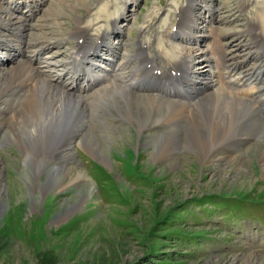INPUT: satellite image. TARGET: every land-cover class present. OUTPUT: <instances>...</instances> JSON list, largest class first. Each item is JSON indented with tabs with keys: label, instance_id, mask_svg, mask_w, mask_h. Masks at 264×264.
Returning a JSON list of instances; mask_svg holds the SVG:
<instances>
[{
	"label": "rangeland",
	"instance_id": "1",
	"mask_svg": "<svg viewBox=\"0 0 264 264\" xmlns=\"http://www.w3.org/2000/svg\"><path fill=\"white\" fill-rule=\"evenodd\" d=\"M11 1L0 0V5L9 10ZM20 1L17 9L9 11L14 18L26 16L22 35L24 42L33 46L21 43V55H16L15 41H11L14 54L0 48V73L7 72L17 60L31 57L29 50L37 46L41 35L51 43L32 65L55 78L57 73L66 72L60 64L67 60L76 40L64 36L68 37L77 18L83 24L89 23L92 35L98 29L117 31L108 36L107 47L121 44L123 55L136 51L143 43L149 51L146 58L154 50L167 51L169 45H179H174L176 56L182 48L197 47L193 40L190 44L174 35L167 38L177 23L179 10L188 7L187 0H39L32 15L26 6L30 0ZM242 1L245 5L241 12ZM195 4L196 27H206L211 20L207 11L210 8L214 17L211 24L221 30L222 34H204L211 35L210 43H214V37L230 33L224 41L229 47L238 45L239 60L245 59L248 67L259 62L252 59L257 52L249 51L246 45L250 36L245 29L254 22L264 0H196ZM0 19H5V13L0 12ZM9 33L0 26V37L8 38ZM232 34L236 36L231 42ZM206 36L197 48L204 53L209 46ZM200 53L189 54L193 71L198 70L194 61ZM101 54L111 59L109 54ZM199 57L197 66L204 58ZM50 61L52 69L46 66ZM92 61L102 74V70L112 67L107 61ZM213 65H201L199 71L203 74L208 69L214 84L217 68ZM69 77L64 76L63 83L71 81ZM107 82L81 92L86 97L88 123L92 124L88 132L107 161L82 144L71 143L69 153L73 159L66 163L75 167L72 175L78 171L85 174L88 196V185L84 183L50 189L42 173L35 185L27 187L17 174L23 168V154L17 143L6 141L5 131H0V185H4V189L0 186V199L6 205L0 216V264H247L246 260L264 264V160L260 159L264 139L254 137L230 152L214 147L210 154L198 156L179 134L182 143L168 150L165 158L158 153L160 142L169 132L180 133L185 124H156L138 131L135 120L130 124L112 116L105 107L100 108V89L107 87ZM15 96L12 93L8 98L13 101ZM16 101L12 102L14 111L21 108ZM44 159L49 164L60 163L54 154Z\"/></svg>",
	"mask_w": 264,
	"mask_h": 264
},
{
	"label": "bare ground",
	"instance_id": "2",
	"mask_svg": "<svg viewBox=\"0 0 264 264\" xmlns=\"http://www.w3.org/2000/svg\"><path fill=\"white\" fill-rule=\"evenodd\" d=\"M37 1L39 0H30V5H26L29 6L30 14L38 5ZM187 1L188 7L183 6L179 10L177 25L169 30L170 35L168 34L167 38L172 39L171 35H174L178 40L190 44L193 40L197 47L182 48L177 51L178 56L174 55V52L179 45L173 42L171 43L176 46L169 45L167 51L161 49L159 52L156 50L153 52L147 45L153 52V54L149 53L148 58L145 55L149 51L145 50L144 43L138 46L135 53L123 55L120 51L121 44L120 47H107L108 36L110 33L117 34V31L98 29L96 34L92 35L89 33V23L83 24L81 18H77L76 25L70 30L68 37L64 36L76 40L75 48L69 52L64 64H60L61 68L67 70L66 72L57 73L55 78L46 74L45 70L32 65L35 57L41 56L43 49L44 51L48 49L51 43L41 35L39 36L41 40L35 44L37 46L29 50L31 57L29 55L21 61L17 60L6 70L7 72L0 73V105L7 103V107H0V131L4 130L3 137L6 141L16 142L23 154V168L17 174L27 187L35 185L37 176L42 173L46 177L44 183L50 189L55 186L66 188V185L70 187L84 183L88 185L86 195H89V180L85 174L78 171L72 175L75 167H70L66 163L73 159V155L69 153L71 143L82 144L92 154L98 155L99 158L101 156L107 161L97 143L95 144L93 135L88 132L92 124L88 123L89 112L87 113L85 94H81V91L99 83L101 79L107 80L108 86L100 89L103 92L100 108L105 107L112 111V116L130 124L135 120L138 131L142 132L156 124L159 126L174 122L185 124V129L180 133H166L167 135L160 142L158 153L164 154L165 158L169 155L166 154L168 150L170 152L175 145L182 143L178 138L179 134L183 135L187 147L197 150L198 156L210 154L214 147L230 152L234 149L238 150L254 137L260 136L264 139V6L259 7L254 22H250L245 29L250 36L249 42H246L249 51L257 52V56L252 58L250 55L248 59L259 60L257 64L253 62L254 64L248 67L245 65L247 64L245 59L239 60L238 45L232 44L229 47L224 41L230 33L223 37L216 36L212 39L215 40L214 43L213 41L210 43L211 35L206 36V32L222 34L217 26L211 24L214 18L212 9H207L211 20L204 29H199L196 27L198 19L195 12L196 0ZM22 2L12 0L11 4L9 2V7L17 9ZM244 5L245 1H242L239 8L241 12ZM9 10L0 5V12L5 13V19L3 21L0 19V26L10 32L8 38L4 37L5 35L0 37V48L10 49V53L14 54V51L11 52V41H15V50H18L16 55H21L24 52L20 47L21 43L28 48L33 46L24 42L26 39L24 40L22 35V31L27 26L25 24L27 18L25 15L14 18ZM257 28L260 29L259 33ZM180 35L183 39L179 38ZM186 36H189L190 40H185ZM204 36L208 37L206 44L209 45L205 53L197 49L203 42ZM235 36L231 35V42L235 40ZM64 37L61 38L62 42ZM166 46L165 44V48ZM101 51L109 53L112 56L110 63L114 64L108 76L103 77L93 74L98 68L95 64L90 62L89 67L82 65L87 59L103 60ZM199 52L204 58L197 66V62L201 60L197 55L194 66L198 70L193 71L190 68L192 63L189 61V54L196 56ZM115 61L117 62L114 63ZM212 63H215L213 66L217 68L215 76L218 83L215 82V85L208 69L203 74L199 71L201 65ZM46 66L52 69L54 65L50 61ZM67 72L70 73L71 81L63 83V77ZM262 80L263 83L259 84L258 82ZM246 84H250L249 89L240 88L241 85L246 87ZM205 89L207 90L204 91ZM12 93L17 95L15 100L21 107L16 111L12 103L15 100L8 98ZM9 111L12 113L9 114ZM49 153L54 154L60 163L46 162L44 158ZM229 154L231 153H228V156ZM39 155L42 156L39 158ZM260 159L264 160V152ZM0 186L4 189V185ZM77 205L69 209L74 211ZM5 206L4 201L0 199V216ZM254 262L246 260L247 264Z\"/></svg>",
	"mask_w": 264,
	"mask_h": 264
}]
</instances>
